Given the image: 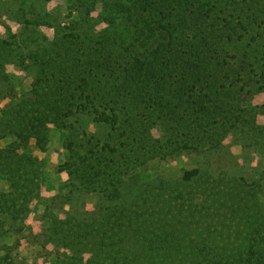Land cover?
I'll list each match as a JSON object with an SVG mask.
<instances>
[{"label": "rangeland", "instance_id": "1", "mask_svg": "<svg viewBox=\"0 0 264 264\" xmlns=\"http://www.w3.org/2000/svg\"><path fill=\"white\" fill-rule=\"evenodd\" d=\"M112 13L98 0H0V163L10 153L19 159L10 168H24L29 180L13 196L0 169V264H264V90L257 86L248 93L254 128L231 129L220 150L171 154L169 145L142 158L132 145L133 165L125 159L90 181L80 168L87 138L117 140L127 125L118 121L113 131L82 113L56 124L39 98L44 67H66L81 44L128 48L136 28L121 31L126 23ZM122 107L100 112L122 120ZM19 111L27 115L17 120ZM157 129L136 130L135 140H158ZM72 140L85 145L72 151ZM194 169L200 178L183 181ZM166 246L173 256L162 254Z\"/></svg>", "mask_w": 264, "mask_h": 264}, {"label": "trees", "instance_id": "2", "mask_svg": "<svg viewBox=\"0 0 264 264\" xmlns=\"http://www.w3.org/2000/svg\"><path fill=\"white\" fill-rule=\"evenodd\" d=\"M98 3L108 5L112 14L126 23L121 31L136 28L133 36L137 35L125 49L115 43L105 48L81 44L67 59L66 67L55 69L46 64L43 95H39L56 124L82 113L93 115L96 122L113 131L118 121L127 125L117 140L111 133L103 137L104 144L101 138H87L86 153L78 155L76 161L90 174L89 181L108 167L114 170L125 159L127 166L133 165L132 145L138 147L142 158L151 153L158 155L159 149L169 145L173 146L171 154L202 148L220 150L231 129L244 125L254 128L256 109L249 105L252 99L248 93L255 86L264 90V0ZM116 20L110 24L114 38L119 29ZM120 103L125 111L122 120L116 116L109 119L100 112ZM26 115L19 111L15 119ZM156 125L158 140L146 136L135 140L136 130L147 131ZM74 141L69 142L72 151L77 147ZM79 145L81 149L85 144ZM7 157L9 161L0 163L1 174L13 196L18 197L16 188L24 190L29 180L24 181V168H10L19 159H12L10 153ZM199 174V169L186 172L183 181L191 182L200 178ZM0 197L4 199V194ZM6 213L11 215L10 211L3 215ZM167 252L169 256L174 254L171 246H166L162 254Z\"/></svg>", "mask_w": 264, "mask_h": 264}]
</instances>
